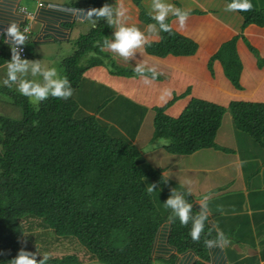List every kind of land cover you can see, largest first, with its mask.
<instances>
[{"label": "trees", "instance_id": "16d2710c", "mask_svg": "<svg viewBox=\"0 0 264 264\" xmlns=\"http://www.w3.org/2000/svg\"><path fill=\"white\" fill-rule=\"evenodd\" d=\"M134 2L145 21L154 23L140 0ZM251 2L252 10L237 12L241 18L239 34L224 37L207 62L213 74V61L217 60L235 89H242L245 71L238 39L256 62V72H264V56L242 34L249 25L264 28V0ZM86 3L91 8L111 5L108 0ZM166 21L170 24L169 19ZM25 24L28 19L22 20L21 27ZM110 28L106 18L95 17V24L73 39L71 52L61 58L60 74L73 88L70 98L50 96L37 106L13 86L0 84V94L8 98L0 99V264H9L21 248L47 253L45 245L61 238L76 244H70L72 251L68 253L49 254L47 264H84L90 260L99 264H152L159 232L164 233L166 245L173 251L166 260L157 256L159 262L172 264L177 254L190 251L198 257L192 264H207L205 241L215 239L217 233L206 225L200 239L193 241L191 220L187 226L177 217L170 220L171 210L154 196L157 190L168 199L173 192L171 184L177 189L181 185L169 182L163 173L167 166L151 165L136 145L143 117L150 111V141H169L163 148L176 155L201 149L233 152L215 141L226 111L237 131L264 147V101L231 99L224 105L206 90V98L204 93L193 96L181 111L171 113L168 108L177 97L146 107L84 76L94 66L105 67L114 76L137 75L120 68L101 51ZM157 28L159 40L145 46L149 54L190 56L197 52L198 41L172 26L170 32ZM203 35L206 39L210 36ZM215 41L210 43L214 46ZM5 45L0 40V63L6 66L12 48L6 52ZM28 56L27 50L22 59ZM7 104L19 108L20 115L11 114ZM182 193L192 204V213H198L194 196ZM30 241L31 247L26 245ZM41 246L44 249L38 250ZM64 248L68 249L67 244Z\"/></svg>", "mask_w": 264, "mask_h": 264}, {"label": "crops", "instance_id": "0c3cea01", "mask_svg": "<svg viewBox=\"0 0 264 264\" xmlns=\"http://www.w3.org/2000/svg\"><path fill=\"white\" fill-rule=\"evenodd\" d=\"M108 1L113 6L122 4L127 9L126 23L139 26L144 31L146 40L141 48L127 58V61L107 48H101L103 54L108 55L120 68L129 70L146 61L149 67L156 68L158 74L155 79H152L151 73L120 77L109 74L105 67L94 66L84 73V76L90 80L102 83L146 107L160 105L177 97L168 108L171 113L181 111L193 96L200 97L204 93L206 98V90L213 94L214 101L224 105L231 99L264 101V72L263 74L256 72V62L253 61L241 39L237 41V49L245 66L242 89H235L226 80L217 60L213 61V74L207 68L209 57L216 46L225 39L224 37L229 38L240 32L241 18L237 12L225 11L227 4L225 1L167 0L176 7L189 11V16L183 25L171 14L166 19L170 20V25L177 31L198 41L199 47L197 52L190 56L164 57L146 51L147 43L159 40V31L157 28L156 32H149L147 28L149 23L141 16L134 0ZM39 2L42 4L39 5L37 0H0V40L6 43L4 47L6 52L9 51L11 47L9 41L2 35L5 28L12 22L18 23L21 27L22 20L28 19L32 37L27 43L28 52H33L38 58L47 56L60 61L71 52L70 50L65 54L72 40L92 26L80 23L70 11L62 9L75 8L87 11L91 7L86 0H39ZM140 2L147 13L150 10L151 0H140ZM21 7H25L31 16L26 18L20 11ZM115 30L116 27L111 25L108 32L109 40L114 38ZM203 33H208L210 36L206 39ZM242 34L264 56L262 46L264 28L249 25ZM213 41H215L214 46L210 43ZM71 48L72 45L69 49ZM57 65L59 66V63ZM5 67L4 63H0V71L6 73ZM144 76H147L151 83L145 84ZM233 132L240 135L235 128ZM229 141V145L223 146L234 150L230 154H236V157L222 163L221 166L226 167L224 180L221 181L222 178L214 182L208 180L206 191L194 197V203L200 207V198L204 194H211L209 206L211 214L214 215L211 219L218 224L229 240L223 248H208L207 264H264V147L247 157H242L239 144L231 143L232 138H229ZM202 168L199 167V170ZM208 169L206 167L202 170ZM163 235V232H159L157 236L152 264H166L159 262L157 256L166 260L173 253L166 245ZM197 258L193 252L187 251L177 254L172 264H192Z\"/></svg>", "mask_w": 264, "mask_h": 264}, {"label": "clouds", "instance_id": "9594fccd", "mask_svg": "<svg viewBox=\"0 0 264 264\" xmlns=\"http://www.w3.org/2000/svg\"><path fill=\"white\" fill-rule=\"evenodd\" d=\"M49 7H56L55 5H49ZM150 10L147 15L154 23H149L147 28L149 32H156L157 25L159 30L163 32H170L171 25L166 21V18L175 16L178 18L181 25L184 24L189 11L176 7L173 3L167 2V0H151ZM253 4L251 0H228L225 11L228 12H248L252 10ZM70 11L72 15L82 24L94 25L95 20L93 17L107 19L109 25H114L116 30L114 32V38L112 40L104 39L102 49L107 48L111 52L118 54L120 57L127 61V58L132 56L134 52L141 48L145 43L146 37L144 31L135 25L127 24V9L120 6H113L105 4L99 8H90L87 11L78 9H62ZM20 27L16 22L10 23L4 30L3 36L9 41L12 48L11 60L6 65V77L2 80L3 86L12 87L13 84L17 86V91L22 96L29 99V102L33 105H39L41 101L48 99L50 96L55 98L68 99L73 95V88L67 77H63L59 74L58 69L55 66H48L47 64L38 61H29L22 59L17 46L24 45L27 51L28 29ZM30 30V39H31ZM136 74L143 75L145 72L151 73L152 79L157 76V70L155 67H149L147 62L138 64L134 69ZM19 74V75H18ZM144 83L149 84L151 80L147 76H144ZM161 145L169 143L167 140H161ZM155 147V146H154ZM185 185H189L187 192L193 193L191 182H187L181 185L182 189ZM148 191L151 193L154 191V186L149 187ZM211 194H204L200 198V211L196 214L192 213V204L187 202L185 194L182 191L173 190L169 198L164 202V206L171 210L169 219L177 217L182 225H189L191 220L190 236L193 241H198L201 237V233L205 231L206 225H211L217 233L215 239H209L205 241L208 248L213 247H225L229 240L225 236L224 232L219 228L218 224L209 219L211 215V209L209 206ZM3 252L0 251V255ZM41 258L38 260L37 255ZM50 259L48 253L33 252L21 248L17 255L9 260V264H47Z\"/></svg>", "mask_w": 264, "mask_h": 264}, {"label": "rangeland", "instance_id": "374dc122", "mask_svg": "<svg viewBox=\"0 0 264 264\" xmlns=\"http://www.w3.org/2000/svg\"><path fill=\"white\" fill-rule=\"evenodd\" d=\"M257 1L259 2V0ZM70 46L71 45H69L68 50L65 52V54L70 52L71 50L69 49ZM27 60L29 61L40 60L42 63L47 64L50 67L55 66L60 74L61 69L59 68L60 66L57 65V63H60V61L57 58H53V57L48 58L47 56H43V57L39 56L38 58L37 56L34 55L33 52H31L29 53ZM5 77H6L5 72L0 71V84H2V80ZM13 87L17 89V86L15 84H13ZM0 99L4 101H8V98L1 94H0ZM7 108H9L8 111H11V114H15L17 116L20 115L19 108L13 107L12 104H7ZM16 109H17V113H13L16 112L15 111ZM234 128L235 127L232 125L231 114L229 111H226L222 117L221 126L217 131L215 141H217V143L222 146L229 145L230 144L229 138H232L231 143L234 144L237 142V144H239V146L241 147L242 150H240V153L242 157H247L252 153L261 150L262 146L258 145V143H254L252 138L248 134L243 132L240 133L239 131H237L240 134L237 135L235 132H233ZM150 135H151V119H150V111H148L145 115V118L142 121L141 127L134 140L136 145L140 148V150L143 152L144 157L148 159L151 165L157 167L167 166V169H165L163 173L164 175L167 176L166 178L169 180V182L174 181V183L180 185H183L187 182H191L193 193H189V194L194 197L200 195L198 193L203 194L204 193L203 191H206L205 188H207L206 186L208 180L211 179V181L213 182L221 178H222L221 181L224 180V173H225L224 171L226 170V167H222L221 166L222 163L229 162L230 160L236 157V154L225 153L219 150L216 151L214 149H202L190 155L172 154L165 151L163 145L159 143L162 139L150 141ZM199 167H203L202 169L208 167L209 169L199 170ZM188 187L189 185H185L183 189L182 187L180 189H177L174 187V184H171V191L178 190L182 192H187ZM154 196L157 199L159 198L161 199V204L164 207V202H166L167 198L164 195H162L161 192H159L158 194L157 190ZM72 243L76 244L75 241H70L61 238V240L59 239L55 241V243L46 244L45 251L52 256L60 255L63 254L64 252L68 253L72 251V249L69 247L70 244ZM66 244L68 249L64 248V245ZM26 245H29V247H31L33 243L32 241H30L29 243H26ZM42 246L38 250L44 249L42 248ZM93 263L99 264L95 260L87 261L84 264H93Z\"/></svg>", "mask_w": 264, "mask_h": 264}, {"label": "built area", "instance_id": "2783aa9c", "mask_svg": "<svg viewBox=\"0 0 264 264\" xmlns=\"http://www.w3.org/2000/svg\"><path fill=\"white\" fill-rule=\"evenodd\" d=\"M38 4L41 5L42 3L39 2V0H37ZM20 11L25 13V15L27 17H30L31 16V13L29 11L26 10L25 7H21L20 8ZM23 28H27L28 29V39L26 41H28L30 39V28H29V25L28 24H25L22 26L21 29ZM17 50L19 51L20 55H21V58H24L25 56V53H26V48H25V44L24 45H20V46H17Z\"/></svg>", "mask_w": 264, "mask_h": 264}]
</instances>
